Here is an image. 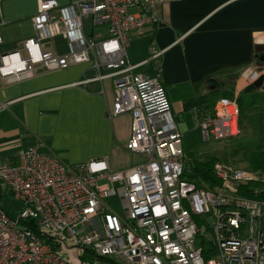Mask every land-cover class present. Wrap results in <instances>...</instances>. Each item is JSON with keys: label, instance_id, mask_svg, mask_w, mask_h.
I'll return each mask as SVG.
<instances>
[{"label": "built area", "instance_id": "built-area-1", "mask_svg": "<svg viewBox=\"0 0 264 264\" xmlns=\"http://www.w3.org/2000/svg\"><path fill=\"white\" fill-rule=\"evenodd\" d=\"M163 3L38 0L35 36L0 56V76L10 82L39 67L91 63L96 73L78 84L112 80V115H131L127 149L146 158L111 171L105 158L69 166L32 145L14 160H0V186L21 204L12 214L0 205V264H264V172L218 161L215 189L186 178L183 134L158 67L161 52L150 46L145 60H130L131 34L157 26ZM85 17L94 25L89 34ZM59 35L66 54L43 45ZM151 65L154 72L144 69ZM261 76L264 63L248 66L234 98L222 97L212 113L196 115L205 139L241 135L237 95ZM252 183L258 186L252 194H242ZM113 197L122 212L108 202Z\"/></svg>", "mask_w": 264, "mask_h": 264}, {"label": "crops", "instance_id": "crops-1", "mask_svg": "<svg viewBox=\"0 0 264 264\" xmlns=\"http://www.w3.org/2000/svg\"><path fill=\"white\" fill-rule=\"evenodd\" d=\"M37 7L38 0H3L0 56L22 50L35 36ZM150 46L161 52L158 67L172 110L192 109L205 92L199 84L208 86V78L223 72L241 75L264 56V0H164L157 26L131 34V62L145 60ZM90 64L39 67L34 76L13 82L0 76V160H14L20 149L38 145L69 166L105 158L111 171H121L146 161L127 149L131 115H112V80L78 84L96 73ZM144 69L151 72L150 66ZM238 84L240 76L236 89Z\"/></svg>", "mask_w": 264, "mask_h": 264}, {"label": "trees", "instance_id": "trees-1", "mask_svg": "<svg viewBox=\"0 0 264 264\" xmlns=\"http://www.w3.org/2000/svg\"><path fill=\"white\" fill-rule=\"evenodd\" d=\"M150 68V71L154 72L153 65H151ZM239 76L240 73L223 72L219 76L208 78L206 80L208 86H205V83L199 84L198 86L205 92L195 100L197 112L199 113H196V115L206 112L212 113L216 103L222 97L234 98L236 80ZM216 92L219 93V99L212 100L210 97ZM237 101L240 110V127H243L244 120H246L245 122L248 126L259 129V134H257L259 137V144L248 155L249 165L247 166L264 172V90L257 89L251 92H244V90H242L237 95ZM186 155L184 172L186 178L200 187H208L211 189H215L221 184L220 179L214 174V166L220 161L219 158L211 157L208 159H195L191 161L187 152ZM257 187L255 183H252L247 189L241 188V192L244 195H251V191L255 190Z\"/></svg>", "mask_w": 264, "mask_h": 264}, {"label": "rangeland", "instance_id": "rangeland-1", "mask_svg": "<svg viewBox=\"0 0 264 264\" xmlns=\"http://www.w3.org/2000/svg\"><path fill=\"white\" fill-rule=\"evenodd\" d=\"M94 28L92 18H84V31L89 34L90 30ZM44 44H49L50 47L55 48L57 53L62 55L68 52L66 40L62 36H57L54 39H47ZM106 72L105 70H102ZM203 90L201 89V92ZM219 93H215L210 97L216 100ZM219 99V98H218ZM172 102V101H171ZM197 108L192 107L189 110H173L176 117L180 131L183 134L184 146L188 157L191 161L195 159H208L217 157L220 161L235 165L237 167H247L248 155L259 144V137L257 136V128H251L246 124L241 128L242 133L239 137L215 139L213 136L210 139H205L202 127L196 119ZM103 183V181H101ZM4 194V195H2ZM0 204L7 210L18 213L21 209V204L18 201H13L12 196L8 190L3 191L0 186ZM108 202L113 204L114 207L122 212L118 200L113 197L108 199ZM264 225V221H263Z\"/></svg>", "mask_w": 264, "mask_h": 264}, {"label": "water", "instance_id": "water-1", "mask_svg": "<svg viewBox=\"0 0 264 264\" xmlns=\"http://www.w3.org/2000/svg\"><path fill=\"white\" fill-rule=\"evenodd\" d=\"M259 47H257L258 50ZM260 61L264 62V56L260 57ZM264 90V76H261L258 80H256L254 83L248 85L247 87L244 88V92H251L253 90Z\"/></svg>", "mask_w": 264, "mask_h": 264}, {"label": "flooded vegetation", "instance_id": "flooded-vegetation-1", "mask_svg": "<svg viewBox=\"0 0 264 264\" xmlns=\"http://www.w3.org/2000/svg\"><path fill=\"white\" fill-rule=\"evenodd\" d=\"M260 54H264V48H263V51ZM258 60H259V63H264L263 61L262 62L260 61V58H258Z\"/></svg>", "mask_w": 264, "mask_h": 264}]
</instances>
